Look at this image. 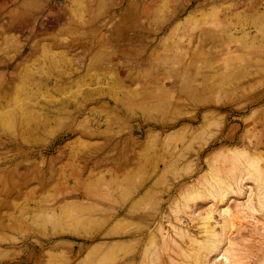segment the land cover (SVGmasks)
Listing matches in <instances>:
<instances>
[{
    "label": "rangeland",
    "instance_id": "374dc122",
    "mask_svg": "<svg viewBox=\"0 0 264 264\" xmlns=\"http://www.w3.org/2000/svg\"><path fill=\"white\" fill-rule=\"evenodd\" d=\"M1 71L0 264H115L117 241L197 264L213 201L189 196L234 169L213 154L264 171V0H0ZM230 197L224 237L264 264V207Z\"/></svg>",
    "mask_w": 264,
    "mask_h": 264
},
{
    "label": "bare ground",
    "instance_id": "6f19581e",
    "mask_svg": "<svg viewBox=\"0 0 264 264\" xmlns=\"http://www.w3.org/2000/svg\"><path fill=\"white\" fill-rule=\"evenodd\" d=\"M64 14V13H63ZM60 13V15H63ZM66 16V15H64ZM66 18V17H65ZM62 20V19H61ZM59 22V20L57 21ZM64 23H65V20H64ZM63 25V24H62ZM60 26V25H59ZM58 26V27H59ZM11 29V27H10ZM9 30V28H8ZM13 37V36H12ZM15 38V36L13 37ZM82 63V62H81ZM99 63V62H98ZM83 64V63H82ZM5 72L4 71H1L0 72V77L3 78V76L5 75L4 74ZM182 101V100H181ZM65 103H62L61 106H60V109H64L66 108L67 109V106L71 104V102L67 103L66 106L64 105ZM69 109V107H68ZM175 111V110H174ZM179 112V111H177ZM183 113V112H182ZM88 117V116H87ZM85 118V117H84ZM83 118V119H84ZM87 120V119H86ZM206 120V118H205ZM204 120V121H205ZM195 121V118L191 119L190 122L193 123ZM72 131L74 132L75 130L72 129ZM158 134V133H157ZM261 143L263 144L262 140H261ZM225 144V143H224ZM260 146V145H259ZM220 147V146H218ZM225 147V146H224ZM257 147V146H256ZM262 147V146H260ZM188 148V147H187ZM221 148V147H220ZM255 148V147H254ZM253 148V149H254ZM189 149V148H188ZM203 149V147L201 148ZM216 149V148H215ZM252 149V151H253ZM256 149V148H255ZM254 149V150H255ZM239 151V150H237ZM256 151V150H255ZM243 155H246L247 158V161H248V165L247 167H241V164H239V162H235L233 159L231 158H237V152L235 150H231L230 153H226V151H224L223 149L219 150L218 152H216L215 154H213V156H216V160L218 158H221V159H224V160H227L230 159L233 161V166H234V169H231L229 171V177L227 179H221V181H218V180H213L214 181V184H210L208 182V187L205 188V191L204 192H200V193H197V195L193 196L191 194V196H188L191 198V200H196L198 198H201L203 200L205 199H208V198H211L212 201H213V204L211 205V207L207 208L205 210L204 213H199V214H196L195 211L192 212V215L193 216H196V218H198L200 220V224L202 226L203 229V232L206 233V235H208V238L202 240V242L200 241V244L199 245V248H198V251H193L194 253L196 252L195 255V259H196V263L197 264H212L211 261H214L215 260V263L213 262V264H241L242 263V257H243V254H242V250H239L236 246V243L235 241H232L230 240L228 237H224V234L227 235V233L230 232L231 229H233V227H235V219H237L236 217V213H234L230 206H229V202L231 199L230 195H237L239 197L242 198V200H239L238 202V212L239 213H242V214H245V213H250L252 212V218H255V214L258 207H264V171L261 169L259 170V168H257V166H254V161L251 160V155H250V152L249 150H246L245 152H243ZM210 154V152H209ZM208 154V155H209ZM254 154V153H253ZM256 154V152H255ZM181 155V154H180ZM241 157V156H240ZM178 158V157H177ZM185 158V157H184ZM256 158V157H255ZM253 158V155H252V159H255ZM239 159V158H238ZM218 161V160H217ZM176 162V161H175ZM195 167V166H194ZM240 168V169H239ZM261 168V166H260ZM238 170V171H236ZM236 171V172H234ZM212 179L214 176H211ZM219 178V177H217ZM216 178V179H217ZM211 179V178H210ZM211 179V180H212ZM216 182V183H215ZM201 185V184H200ZM199 185V186H200ZM198 189V188H197ZM194 190V189H193ZM191 191V190H190ZM189 191V192H190ZM201 191V189H200ZM240 198V199H241ZM187 199L188 201V198L186 197L185 200ZM237 200V199H236ZM138 201V200H137ZM232 201V200H231ZM234 202V201H233ZM237 202V201H236ZM235 202V203H236ZM232 203V202H231ZM233 204V203H232ZM135 205V203L133 204ZM133 205H125V206H121V207H117L115 208V213H114V220H116V225L118 227L117 229H120V224L122 225L124 223V221L126 222L128 218H131L133 216V214L135 213V211H138L137 209L135 210L134 206ZM140 205V204H139ZM184 205V204H183ZM210 205V204H209ZM260 205V206H259ZM185 207V206H183ZM194 207V204L190 205V204H187L186 205V208L187 210H192V208ZM202 207V206H201ZM205 207V206H204ZM200 209V207H199ZM179 210V209H178ZM237 210V206H236V209ZM175 211V210H174ZM185 211V210H184ZM199 211V210H198ZM176 212V211H175ZM178 212V211H177ZM174 213V212H173ZM198 213V212H197ZM166 214V213H165ZM175 214V213H174ZM178 214V213H177ZM176 214V215H177ZM216 214H218L221 218L222 221H218L216 220ZM164 215V214H163ZM241 215V214H240ZM167 216V215H166ZM243 216V215H241ZM248 216V215H247ZM161 218V217H160ZM167 218H170V217H167ZM179 218V217H177ZM239 218V217H238ZM245 218V217H244ZM248 218H251L248 217ZM155 220V219H154ZM165 220V219H164ZM168 220V219H166ZM130 221V220H129ZM192 221V220H191ZM235 221V222H234ZM165 222V221H164ZM167 222V221H166ZM165 222V223H166ZM195 222V221H194ZM242 222V221H241ZM160 223V233L165 231L162 227H161V222ZM163 223V222H162ZM168 223V222H167ZM166 223V224H167ZM125 224V223H124ZM123 224V225H124ZM127 224V223H126ZM144 224V223H143ZM169 224V223H168ZM115 225V227H116ZM128 225V224H127ZM154 225V224H153ZM172 225V224H171ZM173 226V225H172ZM218 226H221L222 227V231H218L217 230V227ZM174 227V226H173ZM244 228V227H243ZM116 229V228H115ZM148 229V227H147ZM150 229V228H149ZM153 229V228H152ZM157 229V228H156ZM154 229V230H156ZM174 230H176L175 228H173ZM144 230V229H143ZM159 230V229H158ZM115 231V230H114ZM140 231V229H139ZM139 231H137L139 233ZM142 231V230H141ZM152 231V230H150ZM168 233V231H166ZM233 232V231H232ZM115 233H117L116 231L113 233V235H115ZM132 233V232H131ZM167 233H166V236L165 234L163 233V239H168V236H167ZM118 234V233H117ZM129 236L133 237V233L130 234L128 233ZM150 234V233H149ZM176 234V233H175ZM177 234L178 235H181V234H185L187 235L192 242L194 241H198V239H196L195 237L191 236V234L188 232V231H183V230H178L177 229ZM203 234V233H202ZM144 235V232H140L138 235L135 234V236H138V237H141ZM171 235V234H170ZM174 235V234H173ZM192 235H195L192 233ZM152 236H155V235H152ZM230 236V235H229ZM140 238V239H141ZM153 238V237H152ZM181 238V236H180ZM184 238V237H183ZM231 238V237H230ZM169 239H172V238H169ZM232 239V238H231ZM150 240V239H149ZM153 240V239H151ZM156 240V239H155ZM165 240H163V243L165 242ZM198 241V242H199ZM131 242V241H130ZM129 242V243H130ZM142 242V241H140ZM144 242V241H143ZM153 242V241H151ZM135 243V242H134ZM148 243V242H147ZM175 243V241H174ZM190 243V242H189ZM154 244V243H153ZM176 244V243H175ZM178 244V243H177ZM196 244V243H195ZM196 244V245H197ZM113 247V254H114V251H115V255H113V258H114V262L115 264H136V262L140 259L142 260V263L141 264H144V262L146 263L145 261V257L149 256V253L150 251H148L149 253L146 252V250L144 251V253H125V255L121 256L120 253H121V249H125V247H129L128 245H125L124 248H123V245L121 243H119L118 241L116 242V244H112ZM151 245V243L149 244ZM155 245V244H154ZM163 245V244H162ZM160 245V248L161 246ZM145 246V245H144ZM152 246V245H151ZM175 247V245H173ZM131 247V246H130ZM146 247H150V246H147L146 244ZM156 247V246H155ZM154 247V248H155ZM158 247V246H157ZM188 247V246H187ZM192 247V246H190ZM188 247V248H190ZM159 248V247H158ZM195 248V247H194ZM241 248V247H240ZM129 249V248H128ZM127 249V250H128ZM147 249V248H146ZM150 249V248H149ZM148 249V250H149ZM191 249V248H190ZM122 250V251H123ZM126 250V251H127ZM155 252L157 250L154 249ZM165 250V248H164ZM174 251V249H172ZM188 250V249H187ZM158 251V250H157ZM184 251V249H183ZM154 252V251H153ZM153 252L151 254H153ZM185 252V251H184ZM190 252V251H188ZM192 252V251H191ZM192 252V253H193ZM156 253H159V252H156ZM214 253H217L215 259L212 260V256L214 255ZM150 254V255H151ZM154 255V254H153ZM152 255V256H153ZM186 255V254H185ZM2 256V255H1ZM6 256V255H5ZM115 256V257H114ZM176 256V255H175ZM188 256V255H187ZM147 257H146V260H147ZM184 257V256H183ZM171 258V257H170ZM186 258V257H185ZM188 258V257H187ZM186 258V259H187ZM190 258V257H189ZM160 260V259H159ZM174 260V259H173ZM177 261V260H175ZM219 262V263H217ZM159 263V262H158ZM156 263V264H158ZM173 263V262H172ZM179 263V262H178Z\"/></svg>",
    "mask_w": 264,
    "mask_h": 264
}]
</instances>
